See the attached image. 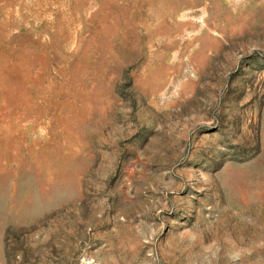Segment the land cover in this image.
<instances>
[{"label": "rangeland", "instance_id": "374dc122", "mask_svg": "<svg viewBox=\"0 0 264 264\" xmlns=\"http://www.w3.org/2000/svg\"><path fill=\"white\" fill-rule=\"evenodd\" d=\"M0 264H264V0H0Z\"/></svg>", "mask_w": 264, "mask_h": 264}]
</instances>
